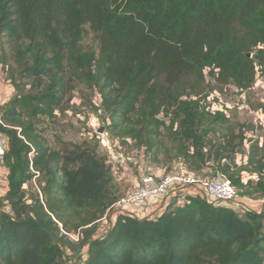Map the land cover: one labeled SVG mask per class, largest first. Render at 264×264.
<instances>
[{
	"label": "trees",
	"instance_id": "trees-1",
	"mask_svg": "<svg viewBox=\"0 0 264 264\" xmlns=\"http://www.w3.org/2000/svg\"><path fill=\"white\" fill-rule=\"evenodd\" d=\"M88 28L98 50L82 46ZM0 41L17 90L1 108L0 264H264V215L200 197L157 220L120 217L102 236L98 220L119 197L108 153L65 152L38 130L76 80L99 95L110 137L162 147L198 175L213 165L244 194L264 195V145L238 164L245 132L226 129L230 116L210 101L264 73V0H0Z\"/></svg>",
	"mask_w": 264,
	"mask_h": 264
},
{
	"label": "rangeland",
	"instance_id": "rangeland-1",
	"mask_svg": "<svg viewBox=\"0 0 264 264\" xmlns=\"http://www.w3.org/2000/svg\"><path fill=\"white\" fill-rule=\"evenodd\" d=\"M82 46L87 50H98L96 35L89 28ZM2 47H4V44L0 41V110L17 94V90L10 78L8 65L1 61ZM210 81V78H208V82ZM66 88L64 108L57 110L55 117L51 119L44 118L39 123L38 130L40 134L51 147L65 152H71L77 147H87L96 150L101 155H105L107 148L103 146L102 142L99 143L94 133V126H97L98 129L104 126L103 111L96 109L100 106L99 95L76 80L69 81ZM213 102L216 107L221 108L222 106L227 110L230 116V122L225 126L226 129L233 128L237 133L243 131L244 128L256 130V124L259 122L257 120V112L260 110L261 105L264 104V73L258 72L256 82L248 91L240 93L234 86H227L222 92L219 91V96L214 95ZM104 134L106 133L104 132ZM219 135L218 133L212 137L217 140ZM257 135L264 141V130L258 128ZM111 139V145L114 150L121 152L126 157L129 166V169L123 174L119 172L118 175L115 174L114 176L115 190L118 196H121L136 184L139 170L135 169L139 164L147 165V162L158 173L164 174L169 173L175 163L179 161H174L173 156L168 154L162 147H159V151L156 148L148 151L144 148H136L132 143L125 141H122V143L118 138L111 137ZM240 151L239 156L242 159L247 152L243 149H240ZM236 160H238V164H242L240 163L242 160ZM7 172L5 163L0 166V201L5 200L3 196ZM213 172H215L213 165H210L199 174L211 176ZM243 176L247 179L249 173L244 172ZM32 184H34V180H32ZM28 187L29 185H26L25 188ZM34 188H36L35 184ZM239 193L241 196L259 197L258 194H244L243 189ZM1 208L4 209V206H1ZM97 225L100 230L109 228V223L106 220L98 222Z\"/></svg>",
	"mask_w": 264,
	"mask_h": 264
},
{
	"label": "built area",
	"instance_id": "built-area-1",
	"mask_svg": "<svg viewBox=\"0 0 264 264\" xmlns=\"http://www.w3.org/2000/svg\"><path fill=\"white\" fill-rule=\"evenodd\" d=\"M214 95L219 96V92L214 91L210 97L213 110H221L229 116L227 110L222 106L221 108L216 107L213 102ZM257 120L259 122L256 124V130L244 128L245 141L243 150L247 154L242 159H240L239 153L236 154V159L242 160L240 163L247 162L252 143L258 141L261 147L264 145L263 139L257 135L258 128L264 130V111L262 109L257 112ZM1 125H4V121L0 110V166L5 164V154L8 149V138L3 132ZM98 130L97 126H94V131L101 137L100 142L107 148L108 162L111 165L113 175H118L119 172L123 174L129 169L126 157L121 152L114 150L111 145L112 139L108 133H99ZM33 155L34 151L30 153V158ZM236 161L239 163L238 160ZM146 164L137 166L135 170H139V173L136 178V184L119 196L106 210L104 216L98 220V222L106 220L109 223V228L106 230L99 229L102 236H105L110 231L120 217L157 220L171 209L183 207L190 203L192 198L197 197L217 206L234 208L239 211L241 216H244L248 211L264 215V195L256 198L244 197L247 201H242L238 188L223 173L211 176L198 175L190 172L185 164L179 160L169 173L160 174L153 167L151 168V165L147 162ZM35 173H37V177L39 173ZM256 177V174H249L247 179H255ZM7 190L8 182L6 180L4 196ZM62 232L73 240H78L80 237L79 232L69 233L64 229H62Z\"/></svg>",
	"mask_w": 264,
	"mask_h": 264
},
{
	"label": "water",
	"instance_id": "water-1",
	"mask_svg": "<svg viewBox=\"0 0 264 264\" xmlns=\"http://www.w3.org/2000/svg\"><path fill=\"white\" fill-rule=\"evenodd\" d=\"M249 56H252V54H248ZM99 133H104L105 132V127L102 126L99 130H98Z\"/></svg>",
	"mask_w": 264,
	"mask_h": 264
},
{
	"label": "crops",
	"instance_id": "crops-1",
	"mask_svg": "<svg viewBox=\"0 0 264 264\" xmlns=\"http://www.w3.org/2000/svg\"><path fill=\"white\" fill-rule=\"evenodd\" d=\"M250 174V173H249ZM244 197H249V196H246V195H243L242 196V201H247V199H245Z\"/></svg>",
	"mask_w": 264,
	"mask_h": 264
}]
</instances>
